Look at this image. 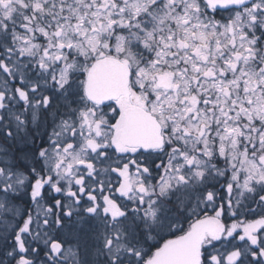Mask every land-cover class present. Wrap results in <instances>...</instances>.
Segmentation results:
<instances>
[{
	"label": "snow or ice",
	"instance_id": "snow-or-ice-1",
	"mask_svg": "<svg viewBox=\"0 0 264 264\" xmlns=\"http://www.w3.org/2000/svg\"><path fill=\"white\" fill-rule=\"evenodd\" d=\"M0 264H264V0H0Z\"/></svg>",
	"mask_w": 264,
	"mask_h": 264
}]
</instances>
